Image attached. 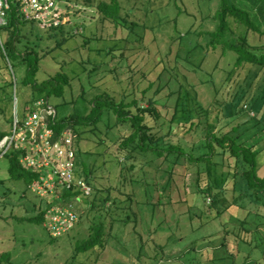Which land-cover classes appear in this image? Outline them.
Instances as JSON below:
<instances>
[{
    "label": "rangeland",
    "instance_id": "rangeland-1",
    "mask_svg": "<svg viewBox=\"0 0 264 264\" xmlns=\"http://www.w3.org/2000/svg\"><path fill=\"white\" fill-rule=\"evenodd\" d=\"M65 1L75 7L60 23L27 22L17 44L39 55L37 83L66 77L62 95L48 98L57 119L89 114L96 98L134 113L150 108L145 122L156 143L179 144L194 157L207 152L208 128L219 134L239 126L233 135L258 151L264 176V68L235 66L234 52L210 44L221 0H117L116 21L97 9L111 0ZM228 3L248 12L258 30L228 17L224 39L246 34L249 50L262 54L264 2ZM6 36L1 29V44ZM14 68L0 53V131L7 134L14 114L21 118L33 101L22 84L25 65ZM130 131L106 108L97 123L78 128L77 174L92 180L93 193L73 200L79 221L56 239L28 221L49 202L10 179L0 158V264H264V191L248 188L241 163L219 149L206 162L140 150L124 160L120 143ZM92 200L99 207L88 210ZM99 223L108 227L105 248L77 252Z\"/></svg>",
    "mask_w": 264,
    "mask_h": 264
},
{
    "label": "trees",
    "instance_id": "trees-1",
    "mask_svg": "<svg viewBox=\"0 0 264 264\" xmlns=\"http://www.w3.org/2000/svg\"><path fill=\"white\" fill-rule=\"evenodd\" d=\"M260 1V0H253ZM9 10L7 11L6 26L2 28L3 32L7 34L6 40L0 43V53L6 63L12 68L14 73V67L25 65V76L22 79L23 86L29 87L32 91L33 98L36 100L40 97L49 98L50 96L59 97L64 91L67 79L62 74H58L54 78H48L40 83L36 81V74L39 70V55L36 50L25 47L21 49L18 47L20 42L21 29L27 22L21 20L18 15V6L15 0H8ZM264 2V0H262ZM97 9L103 15L104 18L116 21L121 18L120 16V4L117 0H111L110 2L101 1L97 5ZM228 17L233 18L238 24L245 26L246 29L258 30L255 23L250 19L248 12L241 10L236 6L230 5L228 0H221V10L216 13V18L219 20V26L215 32L210 34V44L213 48L218 45L222 46V49L231 50L236 54L235 66H242L244 64L264 68V52L260 55L252 52L247 47L246 34L237 38V40L224 39L225 33L230 30L228 23ZM13 85L12 83L10 84ZM137 102H132L135 105ZM128 104L120 102L118 104L109 100L94 99L93 106L89 114L82 115H70L67 118L57 119L54 121V129L60 131L66 128H70L74 135L78 137V128L88 126L97 123L102 116V109L106 108L112 111L116 117L117 122L121 124L129 123L131 131L122 142L120 143L123 150L124 160H127L133 152L140 150L143 153L152 154L158 157L168 158L171 155L187 156L189 159H193L195 162L210 161L217 153V149L221 152L228 153L230 158L234 159L236 163H241L242 178L246 181L249 189H255V192L264 191V176L259 177L256 169V159L258 151L253 147H248L243 141H239V135H233L235 130L239 126H235L217 134L211 128L206 130L205 148L207 152H203L198 157H194L191 153L179 144L168 143L160 145L157 140L150 135V128L145 122V114L149 111H153L150 108L137 107V112H131L127 110ZM250 109V108H249ZM8 122H12V111ZM77 134V135H76ZM7 133L0 131V141ZM126 147H129L126 149ZM22 152L19 150H9L2 158L7 160L8 163V176L12 180L22 181L26 186L30 185L36 178L35 173L27 170L21 163L20 159ZM85 180L92 186V180L86 175ZM255 196L258 199L257 193ZM86 199V198H82ZM108 196L100 200V205H104L108 200ZM88 210H95L99 207L93 200L87 203ZM230 205L227 206L228 209ZM44 211L40 210L35 216L28 218V221L35 224H42L44 221ZM129 220V219H127ZM91 235L85 240L81 241L77 246V252H86L91 249L98 248L100 251L105 248V237L107 235L108 227L103 223L94 224L92 226ZM264 251V244L260 246ZM5 258V255L2 256ZM224 258H218L215 261H221ZM246 258H244L245 260ZM247 260V259H246ZM245 260V261H246ZM245 261L241 264H245Z\"/></svg>",
    "mask_w": 264,
    "mask_h": 264
},
{
    "label": "built area",
    "instance_id": "built-area-1",
    "mask_svg": "<svg viewBox=\"0 0 264 264\" xmlns=\"http://www.w3.org/2000/svg\"><path fill=\"white\" fill-rule=\"evenodd\" d=\"M18 15L25 22L41 26L60 23L74 4L65 0H15ZM8 0H0V30L6 26ZM56 110L48 98L33 100L26 113L14 114L11 131L0 141V158L9 150L22 152L21 163L37 178L28 189L39 199L49 202L42 210V223L53 238L71 232L79 221L74 201L89 199L93 187L77 174L75 135L70 128L54 129ZM51 200V201H50Z\"/></svg>",
    "mask_w": 264,
    "mask_h": 264
}]
</instances>
